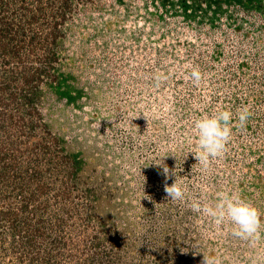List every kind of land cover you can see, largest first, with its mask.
I'll return each instance as SVG.
<instances>
[{"label": "rangeland", "instance_id": "374dc122", "mask_svg": "<svg viewBox=\"0 0 264 264\" xmlns=\"http://www.w3.org/2000/svg\"><path fill=\"white\" fill-rule=\"evenodd\" d=\"M221 110L205 168L194 121ZM221 192L264 213V0H0V264H264V226L190 210Z\"/></svg>", "mask_w": 264, "mask_h": 264}, {"label": "clouds", "instance_id": "9594fccd", "mask_svg": "<svg viewBox=\"0 0 264 264\" xmlns=\"http://www.w3.org/2000/svg\"><path fill=\"white\" fill-rule=\"evenodd\" d=\"M190 79L194 84L199 85L202 79L201 71L198 68H193ZM156 80L158 85L161 77L157 76ZM144 115L146 116V114ZM251 115L250 109L245 106L238 110L235 119L240 127H244ZM233 120L234 114L230 110H221L195 120L196 147L190 150L187 156L191 153L198 161L196 164L205 168L210 160L221 157L230 142ZM164 157L153 160L151 163L154 162L161 169L160 175L164 177L165 198L167 201L183 203L187 189L178 182L177 177L174 183H167L174 173L163 163ZM147 198L150 201L152 199L150 196ZM156 205L157 203H155V207ZM189 208L194 213L211 217L218 226L225 223L229 224L231 235L240 240L252 242L259 239L260 229L264 226V221L261 219L264 213L256 206L240 197L224 192L218 194L217 201L214 204L209 205L200 201H192ZM181 252L187 251L181 249ZM200 264H214V262L204 254Z\"/></svg>", "mask_w": 264, "mask_h": 264}]
</instances>
